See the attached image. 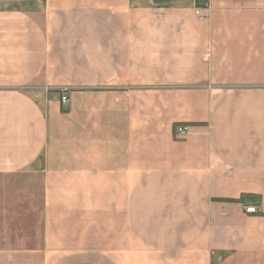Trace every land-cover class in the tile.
<instances>
[{"label":"crops","instance_id":"0c3cea01","mask_svg":"<svg viewBox=\"0 0 264 264\" xmlns=\"http://www.w3.org/2000/svg\"><path fill=\"white\" fill-rule=\"evenodd\" d=\"M0 264H264V0H0Z\"/></svg>","mask_w":264,"mask_h":264},{"label":"built area","instance_id":"2783aa9c","mask_svg":"<svg viewBox=\"0 0 264 264\" xmlns=\"http://www.w3.org/2000/svg\"><path fill=\"white\" fill-rule=\"evenodd\" d=\"M201 5L203 7H207L208 0H201ZM66 92H67L66 89H63L59 94L61 104H65L68 102V97L66 95ZM189 132H190V127L188 125H176L174 127V130H173V133H174L175 137H177V138H182V137L188 135ZM245 212L249 213V214H254V213H256V209L253 206H249V207L245 208Z\"/></svg>","mask_w":264,"mask_h":264},{"label":"trees","instance_id":"16d2710c","mask_svg":"<svg viewBox=\"0 0 264 264\" xmlns=\"http://www.w3.org/2000/svg\"><path fill=\"white\" fill-rule=\"evenodd\" d=\"M243 197H249V195H244ZM231 202H234L233 200H230Z\"/></svg>","mask_w":264,"mask_h":264}]
</instances>
